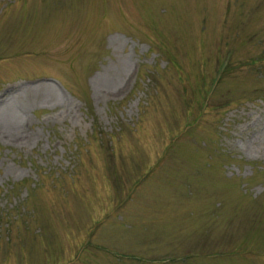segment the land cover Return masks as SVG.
I'll return each instance as SVG.
<instances>
[{
  "label": "rangeland",
  "instance_id": "1",
  "mask_svg": "<svg viewBox=\"0 0 264 264\" xmlns=\"http://www.w3.org/2000/svg\"><path fill=\"white\" fill-rule=\"evenodd\" d=\"M0 264H264V0H0Z\"/></svg>",
  "mask_w": 264,
  "mask_h": 264
}]
</instances>
